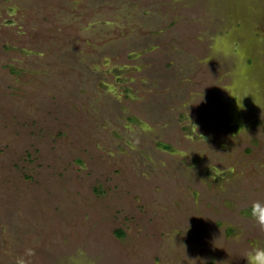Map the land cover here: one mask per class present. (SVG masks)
<instances>
[{"label": "rangeland", "instance_id": "374dc122", "mask_svg": "<svg viewBox=\"0 0 264 264\" xmlns=\"http://www.w3.org/2000/svg\"><path fill=\"white\" fill-rule=\"evenodd\" d=\"M257 201L264 0H0V264H246Z\"/></svg>", "mask_w": 264, "mask_h": 264}, {"label": "clouds", "instance_id": "9594fccd", "mask_svg": "<svg viewBox=\"0 0 264 264\" xmlns=\"http://www.w3.org/2000/svg\"><path fill=\"white\" fill-rule=\"evenodd\" d=\"M238 107H241L238 105ZM252 218L261 231H264V204L254 202L251 208ZM246 264H264V248H253L246 254Z\"/></svg>", "mask_w": 264, "mask_h": 264}]
</instances>
